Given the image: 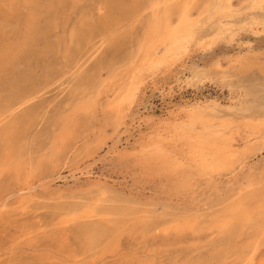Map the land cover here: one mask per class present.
<instances>
[{"label": "rangeland", "instance_id": "1", "mask_svg": "<svg viewBox=\"0 0 264 264\" xmlns=\"http://www.w3.org/2000/svg\"><path fill=\"white\" fill-rule=\"evenodd\" d=\"M253 1L0 0V264H247L254 248L264 264V0ZM183 10L175 54L163 20L174 28ZM228 139L242 152L213 167ZM90 224L105 228L96 241Z\"/></svg>", "mask_w": 264, "mask_h": 264}, {"label": "bare ground", "instance_id": "2", "mask_svg": "<svg viewBox=\"0 0 264 264\" xmlns=\"http://www.w3.org/2000/svg\"><path fill=\"white\" fill-rule=\"evenodd\" d=\"M255 1V0H254ZM253 1V2H254ZM261 1V0H260ZM219 2V1H218ZM256 2V1H255ZM261 2H263V1H261ZM251 4V3H250ZM226 5V4H225ZM222 6V5H221ZM232 9V8H231ZM226 10V9H225ZM217 11H218V9H217ZM230 11V10H229ZM173 12V9L172 8H168V9H166V14H170V13H172ZM216 13V12H215ZM230 13V12H229ZM198 14V13H197ZM214 14V13H213ZM168 16V15H167ZM166 16V18L163 20L164 21V23H166V25L165 26H163V28L167 31V30H169V35H168V39L170 40L169 41V45H168V49H167V51L168 52H175V50H177V49H179L180 47H183V46H185V45H183L182 46V43L184 42V41H186V39H187V37H188V34L186 33L185 35H181L180 34V32L183 30L182 29V24H184L185 22H187V19H188V12L186 11V10H183L182 12H181V15L178 17V22L176 23V26L173 28L172 26H171V21H169V17H167ZM207 16H208V14H207ZM218 19V18H217ZM195 20V19H194ZM250 22V21H249ZM227 23V22H226ZM248 23V22H247ZM256 23V22H255ZM259 23V22H258ZM262 23V22H261ZM162 24H163V22L162 23H155V25H154V27H153V31H154V35L156 36V37H160V39H162V40H165L166 38H163V36L162 35H160V34H162L161 33V28H162ZM231 25V24H230ZM259 25V24H258ZM257 25V26H258ZM224 28V27H223ZM222 29V28H221ZM150 30V29H149ZM197 30V29H196ZM194 31V30H193ZM164 35H166L165 33H163ZM224 34V33H223ZM152 36V35H151ZM195 37H197V36H195ZM189 38V37H188ZM196 40V39H195ZM200 40V39H199ZM156 43V42H155ZM192 44V43H191ZM163 46V45H162ZM188 46V45H187ZM186 46V47H187ZM158 48V47H157ZM157 51L159 50V49H156ZM156 50L154 49V52H151V53H149V60H150V62H151V60L153 61V60H155L154 62L155 63H159V65H160V63L162 62L161 61V58H158L157 57V53L158 52H156ZM159 54V53H158ZM173 54V53H172ZM175 54H176V52H175ZM179 54V53H178ZM169 56V55H168ZM164 59H165V57H163ZM163 58H162V60H163ZM182 58V57H181ZM179 60H180V58H179ZM182 60V59H181ZM176 61H177V59H176ZM175 61V62H176ZM174 62V63H175ZM143 63H145V62H143ZM139 64V63H138ZM133 65V64H132ZM168 65V64H167ZM176 65V64H175ZM142 66V65H141ZM161 66V65H160ZM169 66V65H168ZM171 66H173V65H171ZM162 67V66H161ZM158 68V67H157ZM134 69V68H133ZM139 71V70H138ZM140 72V71H139ZM180 83H181V81H180ZM141 85H142V83H141ZM145 86V85H144ZM182 86V85H181ZM139 88H140V86H139ZM147 88V87H146ZM180 88V87H179ZM168 89V88H167ZM144 89H142V91H143ZM174 90V89H173ZM180 90V89H179ZM140 91V90H139ZM145 91H146V89H145ZM170 91V90H169ZM176 91V90H175ZM180 92V91H179ZM100 95V94H99ZM138 95L140 96V94L138 93ZM125 97V96H124ZM176 97V96H175ZM139 98V97H138ZM201 99V98H200ZM208 99V98H207ZM172 100V99H171ZM183 100V99H182ZM166 101H168V100H166ZM198 101H200V100H198ZM202 101V100H201ZM180 102H181V100H180ZM212 102V101H211ZM190 103H192V102H190ZM194 103H195V101H194ZM197 103V102H196ZM195 103V104H196ZM174 104V103H173ZM189 104V103H188ZM209 104H211V103H209ZM219 104V103H218ZM175 105V104H174ZM173 105V106H174ZM178 105H179V103H178ZM198 105V104H197ZM208 105V104H207ZM213 105V104H212ZM176 106V105H175ZM193 107L195 106V105H192ZM203 106H205V105H203ZM229 106V105H228ZM179 107H181V105L179 106ZM182 107H183V105H182ZM207 107V106H206ZM185 108V107H184ZM195 108V107H194ZM197 108H199V107H197ZM204 108V107H203ZM173 109H174V107H173ZM192 109V108H191ZM200 109V108H199ZM207 109H208V107H207ZM209 109H212V108H210L209 107ZM215 110H217V109H215ZM220 110V109H219ZM174 111H175V109H174ZM188 111V110H187ZM205 112H206V110H204ZM203 111V112H204ZM238 111V110H237ZM170 112V111H169ZM189 112V111H188ZM202 112V111H201ZM220 112V111H219ZM232 112V111H231ZM209 113V112H208ZM236 113V112H235ZM240 113V112H239ZM187 114V113H186ZM233 114V113H232ZM242 114V113H241ZM170 115V114H169ZM215 115H217V114H215ZM240 115V114H239ZM252 115V114H251ZM188 116V115H187ZM204 115H194V117L193 116H191V117H193L194 118V120H199V118L200 117H203ZM220 116H222V115H220ZM250 116V115H249ZM253 116V115H252ZM161 117V116H160ZM224 117V116H223ZM182 118V117H181ZM188 118H189V116H188ZM187 118V119H188ZM184 120H185V118H184ZM179 121V120H178ZM231 121V120H230ZM168 122V121H167ZM176 123H178V122H176ZM236 123V122H235ZM159 124H160V121H159ZM165 124V123H164ZM174 124V123H173ZM223 124V123H222ZM182 125V124H181ZM227 125V124H226ZM244 125H246V124H244ZM259 126V125H258ZM211 127V126H210ZM226 127V126H225ZM233 127V126H232ZM261 127V126H260ZM163 128V127H162ZM220 128V127H219ZM223 128V127H222ZM221 128V129H222ZM161 129V128H160ZM178 129V128H177ZM181 129V128H180ZM225 129V128H224ZM172 130V129H171ZM179 130V129H178ZM212 130V129H211ZM164 131V130H163ZM175 131V130H174ZM181 131V130H180ZM183 131V130H182ZM222 131V130H221ZM160 132H162V131H160ZM167 132V131H166ZM171 132V131H170ZM156 133V132H155ZM215 133H216V131H215ZM226 133V132H225ZM60 134V133H59ZM59 134H57L58 135V137H57V139L55 140V143L54 144H58L59 142V140L58 139H62V140H64L63 142H65V140L66 139H63V138H65L64 136L63 137H61V135L59 136ZM217 134V133H216ZM219 134V133H218ZM223 134V133H222ZM174 135V134H173ZM160 136V135H159ZM164 136H166V135H164ZM203 136V135H202ZM154 137V136H153ZM180 137V136H179ZM205 137V136H204ZM213 137H216V136H213ZM159 138V137H158ZM162 138V137H161ZM167 138V137H166ZM216 138H218V137H216ZM231 138V137H230ZM239 138V137H238ZM68 140H69V138H67ZM155 139V138H154ZM215 140V139H214ZM233 140V139H232ZM231 139H228V140H224L223 142H221L220 143V146H218V147H216V148H214V151L216 150V155H215V157H214V160H213V158L211 159V160H207V162H211L210 163V165L212 164V166L213 167H217V166H220V163L218 162V163H215V160H217L218 158H222L223 159V162H222V164H224V165H226V164H228L229 162H233L234 160H235V158L236 157H238L239 155H240V153L242 152V150H241V148H240V146H238L239 144V142H240V140H239V142H237V141H235V140H233L232 141ZM57 141V142H56ZM160 141V140H159ZM201 141V140H200ZM68 141L66 140V143H67ZM147 142H149V141H147ZM177 142V141H176ZM150 143V142H149ZM148 143V144H149ZM151 143H153V142H151ZM155 143H156V141H155ZM160 142H158V144H159ZM196 143V142H195ZM247 143V142H246ZM53 144V145H54ZM59 144H61V142L59 143ZM64 145H65V143H63ZM114 144L116 145V143L114 142ZM242 144V143H241ZM62 146V145H61ZM60 145H58V148L56 149V150H60L59 149V147H61ZM66 146V145H65ZM65 146H62L63 148L65 147ZM147 146V145H146ZM155 146V145H154ZM54 147V146H53ZM57 147V146H56ZM113 147V146H112ZM149 147V146H148ZM143 148V147H142ZM145 148V147H144ZM55 150V149H54ZM167 150V149H166ZM241 150V151H240ZM245 150V149H244ZM61 151V150H60ZM250 151H255L254 149H252V150H250ZM54 153H55V151L52 153L53 155H54ZM56 154V153H55ZM51 155V154H50ZM52 155V156H53ZM181 155V154H180ZM185 155V154H184ZM211 155V154H210ZM55 156V155H54ZM214 156V155H213ZM212 156V157H213ZM185 158H187V157H185ZM59 159V158H58ZM245 159H247V157H245L244 158V160ZM51 161V160H50ZM152 162V161H151ZM231 162V163H232ZM242 162V161H241ZM153 163V162H152ZM199 163V162H198ZM196 164V163H195ZM200 164V166H202L203 164L202 163H199ZM240 164H242V163H240ZM245 164V163H244ZM152 165V164H151ZM206 165H209L208 163L206 164ZM243 166V165H242ZM152 167V166H151ZM212 167V168H213ZM87 168V167H86ZM153 168V167H152ZM81 169V168H80ZM79 169L77 168V171H78ZM87 170V169H86ZM153 170V169H152ZM186 171V170H185ZM88 172V171H87ZM254 173V172H253ZM88 174H90V171H89V173ZM161 176V175H160ZM189 177V176H188ZM163 178V177H162ZM184 178V177H183ZM185 179V178H184ZM173 181H175V180H173ZM49 183V182H48ZM46 184V183H45ZM39 185V184H38ZM41 185V184H40ZM47 185V184H46ZM187 185V184H186ZM32 186V185H31ZM44 186V185H43ZM184 186V185H183ZM33 187V186H32ZM35 187V186H34ZM38 187V186H37ZM185 187V186H184ZM31 189H33V188H29V190H31ZM26 191V190H25ZM34 191V190H33ZM27 192H29V191H27ZM27 194V193H26ZM19 195H22V194H19ZM253 196H255V195H253ZM253 196H249L250 197V199L251 200H257V198L255 197H253ZM260 196L262 197L261 198V201L262 202H264V189L261 191V193H260ZM249 197H247V198H249ZM254 198V199H253ZM7 201H8V199H7ZM3 208H5V204L2 202L1 204H0V211H1V209H3ZM23 209H26V207H24ZM74 210L75 211H78V209H76V208H74ZM231 212H232V214H233V218H234V220L235 221H243L244 219H245V217H246V213L244 212V211H241V210H235V209H231ZM96 215L97 214V212L95 211V209H93V211H91V212H89V214H87L86 216H89V217H91L92 215ZM230 217V216H229ZM263 218H264V216H263ZM231 219V218H230ZM259 221V224L257 225V227H256V231H257V235H259V234H262V231H263V226H264V220H258ZM186 222H187V220H186ZM229 224V222H223L222 223V226H227ZM185 225V224H184ZM172 226V225H171ZM120 227V226H119ZM174 227H175V224H174ZM183 228V227H182ZM181 229V228H180ZM186 229V228H185ZM122 230V229H121ZM182 230V229H181ZM186 230H188V228L186 229ZM82 231H83V233L86 235V236H88V238H90L91 239V241H96L97 240V238L101 235V234H103V233H105V228L104 227H102L101 225H98V224H90V225H84L83 227H82ZM123 231V230H122ZM185 231V230H184ZM64 245H66V244H64ZM36 246V245H35ZM68 246V245H67ZM114 247H116V244H115V246ZM35 248V247H34ZM43 248V247H42ZM113 249V248H112ZM256 248H254L253 250H252V252H250V255H249V257L247 258V264H257V254H256ZM43 259V258H42Z\"/></svg>", "mask_w": 264, "mask_h": 264}]
</instances>
